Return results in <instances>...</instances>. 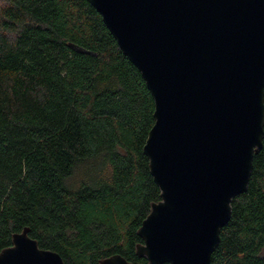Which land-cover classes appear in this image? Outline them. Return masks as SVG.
<instances>
[{
	"label": "trees",
	"instance_id": "trees-1",
	"mask_svg": "<svg viewBox=\"0 0 264 264\" xmlns=\"http://www.w3.org/2000/svg\"><path fill=\"white\" fill-rule=\"evenodd\" d=\"M154 112L88 0H0V252L28 229L66 264H149L137 246L162 199L144 153ZM210 264H264V139Z\"/></svg>",
	"mask_w": 264,
	"mask_h": 264
},
{
	"label": "water",
	"instance_id": "water-1",
	"mask_svg": "<svg viewBox=\"0 0 264 264\" xmlns=\"http://www.w3.org/2000/svg\"><path fill=\"white\" fill-rule=\"evenodd\" d=\"M155 100L144 153L162 199L137 254L210 264L264 139V0H88ZM82 53L90 50L71 44ZM24 229L0 264H66ZM101 264H133L121 254Z\"/></svg>",
	"mask_w": 264,
	"mask_h": 264
}]
</instances>
